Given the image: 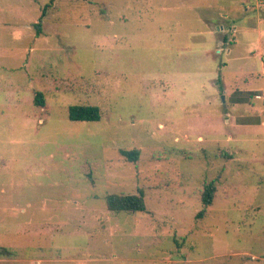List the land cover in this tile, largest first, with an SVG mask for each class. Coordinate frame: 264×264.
I'll return each instance as SVG.
<instances>
[{"label": "rangeland", "instance_id": "obj_1", "mask_svg": "<svg viewBox=\"0 0 264 264\" xmlns=\"http://www.w3.org/2000/svg\"><path fill=\"white\" fill-rule=\"evenodd\" d=\"M0 264H264V0H0Z\"/></svg>", "mask_w": 264, "mask_h": 264}, {"label": "trees", "instance_id": "obj_2", "mask_svg": "<svg viewBox=\"0 0 264 264\" xmlns=\"http://www.w3.org/2000/svg\"><path fill=\"white\" fill-rule=\"evenodd\" d=\"M54 0H50L52 3ZM49 6H45L42 10L41 18L46 14V10ZM41 22L35 26L37 33H40ZM226 40L224 39V43ZM37 107H44V98L42 93H37L33 101ZM68 119L72 122H87L94 123L100 121V112L98 107L94 106H73L67 111ZM119 154L125 159L126 162L135 163L138 161L139 151L120 150ZM216 193V187L213 182L205 185L201 193L200 201L202 209L196 214V218L200 219L205 213L207 208L212 205L214 196ZM106 207L108 211L114 213H136L145 211V202L143 191L138 189L136 194L133 195H109L106 197Z\"/></svg>", "mask_w": 264, "mask_h": 264}, {"label": "water", "instance_id": "obj_3", "mask_svg": "<svg viewBox=\"0 0 264 264\" xmlns=\"http://www.w3.org/2000/svg\"><path fill=\"white\" fill-rule=\"evenodd\" d=\"M222 100H223V97H222Z\"/></svg>", "mask_w": 264, "mask_h": 264}]
</instances>
